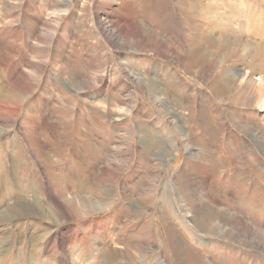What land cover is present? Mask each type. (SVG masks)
<instances>
[{
	"label": "rangeland",
	"instance_id": "1",
	"mask_svg": "<svg viewBox=\"0 0 264 264\" xmlns=\"http://www.w3.org/2000/svg\"><path fill=\"white\" fill-rule=\"evenodd\" d=\"M197 4L0 0V118L18 112L17 124H0V264H90L87 242L113 249L126 235L145 258L101 264H264V212L239 207L256 206L264 189V0ZM260 20L263 33H249ZM188 32L204 50L188 49ZM207 35L236 51L208 48ZM55 139L61 158L48 163ZM195 189L218 211L242 208L249 237L204 233ZM83 191L91 214L64 200ZM52 195L62 221L11 217L15 202L42 197L47 207ZM37 226L51 232L38 249Z\"/></svg>",
	"mask_w": 264,
	"mask_h": 264
},
{
	"label": "bare ground",
	"instance_id": "2",
	"mask_svg": "<svg viewBox=\"0 0 264 264\" xmlns=\"http://www.w3.org/2000/svg\"><path fill=\"white\" fill-rule=\"evenodd\" d=\"M70 1L71 0H68V2L70 3ZM178 2H179V0H178ZM197 2L198 3H201V5H202V2H203V0H197ZM197 2L195 1L194 2V0H180V5L182 6V7H184V8H186V9H189V11L191 12H198V10H197V8L199 7L198 6V4H197ZM233 2V1H232ZM235 2V1H234ZM207 3V2H206ZM206 3H204V4H206ZM236 3V2H235ZM203 4V5H204ZM69 5V4H68ZM210 5V4H209ZM236 7H237V5H235ZM202 6H200V8H199V10L202 12V8H204V7H202ZM207 7V6H206ZM210 10V9H209ZM203 12H204V14L206 15H209V14H211V12L210 11H204L203 10ZM200 13V12H199ZM53 14V13H52ZM201 14V13H200ZM203 17V16H202ZM205 17H207V16H205ZM204 17V18H205ZM54 24L53 25H57L58 24V21H55L54 20V22H53ZM208 23V22H207ZM206 24V23H205ZM209 24V23H208ZM52 24H46V26L45 27H47V26H49L51 29H53L54 30V26H53ZM106 25V24H105ZM207 25V24H206ZM217 25L218 26H220L221 24H218L217 23ZM193 26V25H192ZM209 26H210V24H209ZM262 21L260 20L258 23H256V24H254V26H250L251 27V31H248L249 33H251V34H254V33H257L258 35L259 34H262L263 33V29H262ZM189 27H191V26H189ZM204 26H203V24H202V27H200V28H203ZM227 29L228 28H230V26H229V24H227L226 26H225ZM218 28V27H217ZM216 28V29H217ZM223 27H222V25L218 28V29H222ZM191 29V28H190ZM196 29H198V26H195V30ZM231 29H232V27H231ZM233 30V29H232ZM231 30V31H232ZM200 31V30H199ZM225 31V30H224ZM230 31V32H231ZM197 32V31H196ZM203 32V31H202ZM234 32V31H233ZM242 32V31H241ZM206 33V32H205ZM224 33V32H223ZM228 33V32H227ZM42 34V33H41ZM234 34H236V32L234 33ZM233 34V35H234ZM245 34V33H244ZM248 33H246V35H247ZM232 35V34H231ZM45 37L47 36V35H44ZM43 36V37H44ZM39 37V36H38ZM42 37V36H41ZM41 37H40V39H41ZM184 37H187V40H189L188 41V44H187V46H188V49H190V50H194V49H199V50H204V46H203V41H201V39L200 38H198V36L197 35H195L194 33H186V35L184 36ZM201 37V36H200ZM243 36L241 35V36H236L235 38H242ZM202 40H203V38H202ZM204 40L206 41L205 43H206V46L208 47V48H214V49H218V48H220V49H223V48H228V49H231L232 51H236L235 49L236 48H230L231 47V45H230V43H228L227 41L225 42V41H223V42H225V44L222 42L221 44H218V43H214L213 41V39H212V37H210V36H204ZM242 40V39H241ZM241 42V41H240ZM185 43V42H184ZM228 45H230V47L228 46ZM239 46H241L242 47V45H239ZM238 47V46H237ZM248 47V46H247ZM206 48V47H205ZM198 51V50H197ZM218 51H220V50H218ZM229 51V50H228ZM233 52V53H234ZM208 57V56H207ZM35 65V64H34ZM262 69H264V65L263 64H261V66H260ZM33 68H35L34 66H33ZM37 68H38V66H37ZM261 69V70H262ZM35 70V69H34ZM260 70V69H259ZM260 70V71H261ZM28 71V70H27ZM26 71V72H27ZM264 72V71H263ZM33 73V72H32ZM31 75V74H30ZM21 76H22V74H21ZM236 79L238 78V76L237 75H233ZM30 77V79H32L33 77L32 76H29ZM28 76H26V75H24L23 76V78H22V81H23V83L25 84L24 86H29V88H30V84H31V82H30V80L28 79L29 78ZM260 79V78H259ZM233 78H231V82L232 83H234L233 81ZM257 81H258V77H257ZM85 83H87V82H85ZM85 85V88H88V85L89 84H84ZM32 87V86H31ZM34 87V86H33ZM32 87V88H33ZM35 87H36V85H35ZM34 89V88H33ZM244 92V91H243ZM10 94V93H9ZM16 94V93H15ZM245 94V93H244ZM23 95V94H22ZM5 96H6V94H5ZM15 96V95H14ZM19 96V95H18ZM2 97V96H1ZM11 97V96H10ZM21 99V98H20ZM11 100V99H10ZM4 105H7L9 108H10V104L9 103H6V102H4ZM19 111V110H18ZM7 115V114H6ZM12 115V114H11ZM17 115H18V112L16 111V109L13 111V115L11 116V117H9V118H0V124H5L6 123V121H9V122H11V124H17ZM9 125V124H8ZM7 125V126H8ZM6 127V126H5ZM2 128V127H1ZM3 128H4V126H3ZM6 129V128H5ZM91 130V129H90ZM89 130V132H88V135L87 136H89L90 135V133L92 132V131H90ZM93 130V129H92ZM1 131V130H0ZM5 132V131H4ZM91 136V135H90ZM56 141H58V140H54L53 141V149H52V153L51 154H49L48 156H47V162L49 163V162H51L49 159H51V157H52V155H55V156H57V157H59V158H61L60 157V155H59V150H60V143H58V142H56ZM87 142V143H86ZM86 142H85V140H84V144L83 145H85L87 148H90L89 147V144H88V140H86ZM62 149V148H61ZM62 152H63V150H62ZM124 154V153H123ZM126 155H122L121 157H125ZM62 161V160H61ZM18 163V162H17ZM109 166H110V169H114L115 171H118V172H120V171H122L123 170V167H121V165H119V166H114V164H112V162L111 163H109ZM260 173H262V172H260ZM1 176V175H0ZM261 179V178H260ZM85 183V182H84ZM202 183H204V182H202ZM239 184H240V188H242V183L241 182H239ZM86 185V184H85ZM205 185V184H204ZM86 187V186H85ZM80 188V187H79ZM203 189V188H202ZM205 189V188H204ZM209 189V188H208ZM149 190H152V189H149ZM81 191V190H80ZM86 191V190H85ZM85 191H83V192H81L80 194L81 195H79V196H77V197H71V198H67V199H64V200H66V201H68L70 204H73V207H75L74 206V204L76 205V203H77V209H80V210H83V208H87V207H89L90 209H88V214H91L92 212H93V205H91L92 204V201L89 199V197H85V195H84V192ZM107 191H108V189H107ZM110 193V192H109ZM258 193L259 194H262V196L259 198L260 199V201H258V204L256 205V206H251V205H249V204H246V205H243V206H239V207H244L245 209L244 210H248L249 211V213H247L248 215H253L255 218H256V216H255V213H258V211H257V209H259V213H261V209L263 210V212H264V189L262 188V189H259V191H258ZM210 194V193H209ZM209 194H206V196H200V194H199V190L198 189H195L194 191H193V193L191 194V200L194 202V204H195V206L199 209V212H200V215H201V218L203 219V222H205V227H203L202 229H203V231H204V233H206V234H210L211 235V233H213V232H221V233H226V234H228L229 232L230 233H236V234H238V235H240L241 236V233H242V231H244V232H246V233H248L247 234V237H249L248 235H249V233H250V231H252V229H251V223H250V220L249 219H244L243 217H241L240 215H238V213L240 212V210L242 209V208H236L237 210L234 212V213H227V212H224V211H218V209H217V207L218 206H214V205H211L210 203H206L207 202V200H206V197L208 198V199H210V200H212L213 202H215L212 198H211V196L209 195ZM149 196H150V194H148ZM148 195H145V196H142V197H140V200L142 201V202H145L147 199H148ZM23 197V196H22ZM49 200H50V202H49V205L47 206V207H45L44 205H43V203H42V197L40 198V197H37V198H34L33 200L31 199V200H24L23 202L22 201H17V202H15L14 204H13V207H10V210H9V212L10 213H12L13 214V216H11L12 218H14V217H16V218H18L19 219V217L20 218H28V217H30V216H39L42 220L44 219V220H49V221H51V220H55V219H59L60 217H59V212L60 211H62L63 209H62V202L61 201H59L58 199H57V197L56 196H51L50 198H49ZM191 201V202H192ZM188 202V201H187ZM67 203V202H66ZM137 205L140 207L141 205H140V203L138 202V200H137ZM229 204L228 205H230V204H233V202H228ZM102 205H105V204H102ZM184 205V204H183ZM191 205H192V203H191ZM69 206V205H68ZM187 206H189V205H187ZM72 207V206H71ZM192 207V206H191ZM186 210V209H185ZM239 210V212H237ZM187 211V210H186ZM204 212V213H203ZM72 214V213H71ZM66 215V214H65ZM77 214H74V217L76 218V219H78V217L76 216ZM142 215H143V213H142ZM141 214H135V215H133V217H130L129 218V221H128V225L127 226H130V224H134V226H135V223H133V222H136L137 220H139L140 219V217L142 216ZM82 217V216H81ZM260 217H261V214H260ZM201 219V220H202ZM60 220L62 221V219L60 218ZM258 220V219H257ZM258 221H260V218H259V220ZM58 223V222H57ZM41 228L42 230H44V231H41V230H37V228ZM86 228H89L88 226L86 227ZM128 228H131V227H126V229H128ZM46 229V228H45ZM43 227H40V226H37L36 227V232H38V234L35 236L34 234H33V246H35V248L36 249H38V246L40 245V244H42L41 242H44L46 239H48V236H49V233H51L48 229L47 230H45ZM125 229V230H126ZM93 232H94V230H93ZM52 235V234H51ZM142 236L143 238H145V239H147V241L149 242V241H151L152 240V237H151V234H150V229H149V227H146V226H143L142 228H141V232L139 233V235L138 236ZM254 235V234H253ZM54 236H58V234H56V233H54ZM95 236V235H94ZM124 236V235H123ZM96 237V236H95ZM125 237H127V235L125 236ZM122 238V237H120V239H119V244L120 245H116V247H113V249H110V248H104V247H101V248H97V245H96V241L95 240H97V239H93V241H90V242H87V244H86V246H85V252L81 255V259H85V255H86V258H89V257H91L93 260L91 261V262H89L90 264H101V263H105V262H109L110 260H111V257L115 254V253H119V254H121V255H123V258H124V260H126V261H130V262H134L135 260H136V258H140V259H142V258H145V256H146V254H147V252L148 251H146L144 248H142L141 246H139V245H135V244H132V243H130V241H128V237L127 238ZM242 237V236H241ZM253 237V236H252ZM54 238H56V237H54ZM59 238V237H58ZM81 238V237H80ZM86 240V239H85ZM249 240V239H248ZM55 241V240H54ZM53 241V242H54ZM98 241V240H97ZM80 242V241H79ZM82 242V241H81ZM83 243V242H82ZM81 243V244H82ZM101 243H103V242H101ZM200 243V242H199ZM81 244H80V246H81ZM103 245H104V243H103ZM78 247H79V245H78ZM40 248V247H39ZM82 249V248H81ZM96 250H98L97 252L98 253H95V254H93L94 253V251H96ZM102 255H104L103 257H105V261L104 262H102V260H101V256ZM117 256H118V254H116ZM73 256H74V254H73ZM78 256V255H77ZM103 257H102V259H103ZM114 257H115V255H114ZM113 257V258H114ZM118 257H121V256H118ZM31 258V257H30ZM71 258H72V256H71ZM59 259V258H58ZM77 259V258H76ZM28 260V259H27ZM28 261H30V260H28ZM82 261V260H81ZM19 262H20V260H19ZM64 262V261H63ZM76 262H78V259H77V261ZM86 262V261H85ZM28 263V262H27ZM62 263V262H61ZM114 263V262H113ZM72 264H74V263H72ZM77 264V263H76ZM112 264V263H111Z\"/></svg>",
	"mask_w": 264,
	"mask_h": 264
}]
</instances>
